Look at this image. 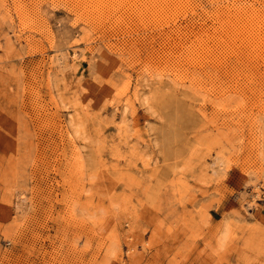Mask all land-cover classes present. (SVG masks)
Returning <instances> with one entry per match:
<instances>
[{
  "label": "rangeland",
  "instance_id": "1",
  "mask_svg": "<svg viewBox=\"0 0 264 264\" xmlns=\"http://www.w3.org/2000/svg\"><path fill=\"white\" fill-rule=\"evenodd\" d=\"M0 264H264V0H0Z\"/></svg>",
  "mask_w": 264,
  "mask_h": 264
}]
</instances>
